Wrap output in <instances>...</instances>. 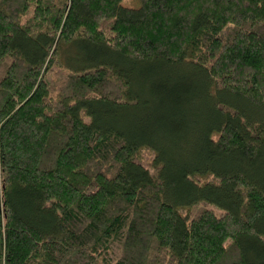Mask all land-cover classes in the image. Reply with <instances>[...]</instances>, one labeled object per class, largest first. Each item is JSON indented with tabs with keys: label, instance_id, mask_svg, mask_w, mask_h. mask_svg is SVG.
<instances>
[{
	"label": "trees",
	"instance_id": "trees-1",
	"mask_svg": "<svg viewBox=\"0 0 264 264\" xmlns=\"http://www.w3.org/2000/svg\"><path fill=\"white\" fill-rule=\"evenodd\" d=\"M122 1L0 0V264H264V0Z\"/></svg>",
	"mask_w": 264,
	"mask_h": 264
},
{
	"label": "rangeland",
	"instance_id": "rangeland-1",
	"mask_svg": "<svg viewBox=\"0 0 264 264\" xmlns=\"http://www.w3.org/2000/svg\"><path fill=\"white\" fill-rule=\"evenodd\" d=\"M122 5L125 6V7L137 8V7H139L141 5V0H123L122 1ZM70 50L71 51H75V53H72V52L69 51L70 55L73 54V56H72L73 58L71 60H68L67 59L66 61L68 63L74 64V61H76L74 59V55L77 56L79 54V52H78V46L75 45V47L74 48H71ZM211 93H212V95H215L214 92H211ZM148 155H149V157H148ZM145 158H150V154L147 153V152H145Z\"/></svg>",
	"mask_w": 264,
	"mask_h": 264
}]
</instances>
